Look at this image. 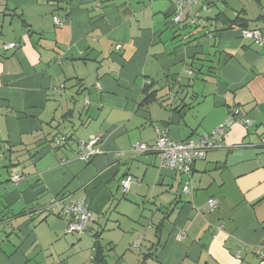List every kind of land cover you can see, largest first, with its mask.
<instances>
[{"label": "crops", "instance_id": "1", "mask_svg": "<svg viewBox=\"0 0 264 264\" xmlns=\"http://www.w3.org/2000/svg\"><path fill=\"white\" fill-rule=\"evenodd\" d=\"M174 2L0 0V42L18 44L0 48V264H264V0H198L181 25ZM231 111L251 126L233 123L189 175L132 151L161 131L196 139ZM81 199L92 221L67 233L63 208Z\"/></svg>", "mask_w": 264, "mask_h": 264}, {"label": "built area", "instance_id": "2", "mask_svg": "<svg viewBox=\"0 0 264 264\" xmlns=\"http://www.w3.org/2000/svg\"><path fill=\"white\" fill-rule=\"evenodd\" d=\"M197 3L198 0H175L173 22L176 25H181L183 23L184 9L193 8ZM202 8L205 10L206 5L202 6ZM53 22L56 27H62V23L57 17L53 18ZM241 33L243 38L251 40L257 47L263 46V37L260 31L256 29H242ZM17 47V43L0 42V48L4 51L13 50ZM60 60L58 58L57 62L60 63ZM234 116L235 111H231L230 115L211 132L204 133L196 139H190L184 142H174L168 138L165 131L158 132L152 145L134 143L132 145V151L140 154H154L160 160V167L176 173L189 175L195 162L204 160L208 152L221 148L223 136L233 123L238 122L244 124L246 127L251 126L252 123L250 121L236 120ZM65 141V136H59L53 141L51 147L55 149ZM100 143L101 137H92L88 141H79L77 144L78 159L83 163H89L99 154L98 146ZM19 179V176L11 177V182L16 183ZM131 183V176H127L121 181L120 187L122 193L128 192ZM182 192L192 194L189 180L184 182ZM54 206H56L55 202L48 206L47 210L53 209ZM207 208L210 211L215 210L217 203L214 200H209L207 202ZM62 214L70 218L66 230L70 234H81L85 232L92 221L89 204L85 199L68 203L63 208ZM140 241L141 238L132 245V248H138ZM88 264H93V260L91 259Z\"/></svg>", "mask_w": 264, "mask_h": 264}, {"label": "trees", "instance_id": "3", "mask_svg": "<svg viewBox=\"0 0 264 264\" xmlns=\"http://www.w3.org/2000/svg\"><path fill=\"white\" fill-rule=\"evenodd\" d=\"M234 25H237L238 27L242 28V29H247L248 28V23L245 21L240 20L239 18H236L233 21ZM151 93L149 92V87L144 88L143 89V101H142V105H144L145 103H147L150 98H151ZM67 140V138H66ZM100 254V253H99ZM97 254V256H95L93 258V264H101L102 263V259H101V255Z\"/></svg>", "mask_w": 264, "mask_h": 264}]
</instances>
